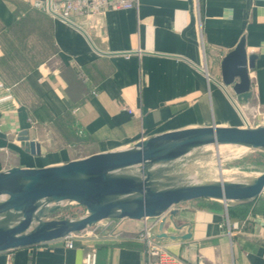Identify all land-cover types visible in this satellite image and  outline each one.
<instances>
[{"label":"crops","instance_id":"0c3cea01","mask_svg":"<svg viewBox=\"0 0 264 264\" xmlns=\"http://www.w3.org/2000/svg\"><path fill=\"white\" fill-rule=\"evenodd\" d=\"M74 22L49 17L35 0H0V171L61 165L187 128L244 127L253 115L252 126L264 124V0H137ZM241 40L253 57L246 102L221 73ZM23 137L39 155L25 151ZM216 202L174 206L179 229L169 220L162 228L173 239L158 238L161 218L110 219L71 248L62 238L11 249L0 264H84L87 254L94 264H145L136 235L146 224L187 264H264L262 202L244 214V205Z\"/></svg>","mask_w":264,"mask_h":264},{"label":"water","instance_id":"95a60500","mask_svg":"<svg viewBox=\"0 0 264 264\" xmlns=\"http://www.w3.org/2000/svg\"><path fill=\"white\" fill-rule=\"evenodd\" d=\"M253 66L244 42L221 62L222 83L232 85L238 101L250 93L248 69ZM237 80V82H235ZM25 151L39 155V146L22 138ZM235 146L264 152V124L187 128L145 138L117 150L95 153L65 164L43 168L12 167L0 171V252L49 243L79 233L104 220L161 218L158 238L166 220L175 229L174 206L197 199L247 205L264 191V172L243 181L178 183L174 163L195 149ZM85 209L78 218L57 219L64 204Z\"/></svg>","mask_w":264,"mask_h":264},{"label":"rangeland","instance_id":"374dc122","mask_svg":"<svg viewBox=\"0 0 264 264\" xmlns=\"http://www.w3.org/2000/svg\"><path fill=\"white\" fill-rule=\"evenodd\" d=\"M242 149H237L231 146H221L218 148L210 147V149L192 154L189 153L185 157L176 161L173 173L180 178L176 180L178 183L184 182H209L217 180L243 182L247 181L256 175L264 172V164H255L257 162L264 163V157H259L250 154L251 151L243 153ZM246 155L245 159H240V156ZM248 155V156H247ZM249 165L252 170L240 169L241 164ZM242 164V165H243ZM187 176H190L189 179ZM259 201H254L251 204L259 203L264 209V191ZM264 211V210H263ZM85 214V209L77 204H64L53 214L57 219L78 218ZM108 220L102 221L105 224Z\"/></svg>","mask_w":264,"mask_h":264},{"label":"built area","instance_id":"2783aa9c","mask_svg":"<svg viewBox=\"0 0 264 264\" xmlns=\"http://www.w3.org/2000/svg\"><path fill=\"white\" fill-rule=\"evenodd\" d=\"M36 5L41 8L49 17L58 19L70 25H75L77 17H92L98 13L108 10L129 9L136 7L137 0H35ZM256 121V115L246 120V126ZM146 220V219H145ZM99 224V223H98ZM156 224L145 225L136 235L145 248V264H187L185 261L169 253L165 246L156 238L153 228ZM97 225L79 233H72L65 236L62 240L68 248L73 247L75 239L87 236H94ZM237 229V225H233ZM84 264H94L91 254H87Z\"/></svg>","mask_w":264,"mask_h":264},{"label":"trees","instance_id":"16d2710c","mask_svg":"<svg viewBox=\"0 0 264 264\" xmlns=\"http://www.w3.org/2000/svg\"><path fill=\"white\" fill-rule=\"evenodd\" d=\"M250 154H253V155H256V156H259L260 158L261 157H264V152H250ZM248 156V155H247ZM246 158V155H243V156H240V159H245ZM264 164V163H261V162H257V163H255V164ZM243 164V163H242ZM238 165V166H240V169H243V170H248V171H250V170H252V168H250L249 167V165H246V164H243V165ZM211 202H213L214 204H216L217 202L216 201H211ZM250 207L251 206H241V207H238L237 209L239 210V211H241V213L242 214H244L248 209H250Z\"/></svg>","mask_w":264,"mask_h":264},{"label":"bare ground","instance_id":"6f19581e","mask_svg":"<svg viewBox=\"0 0 264 264\" xmlns=\"http://www.w3.org/2000/svg\"><path fill=\"white\" fill-rule=\"evenodd\" d=\"M210 147H212V146L201 147V148L195 149V151H193V152H191V153H192V154L201 153V152H204V151L210 149ZM238 148L242 149L244 152H247V150H246L245 148H242V147H238ZM187 177H188L189 179H191L190 176H187ZM189 181H190V180H189ZM224 181H225V180H224Z\"/></svg>","mask_w":264,"mask_h":264}]
</instances>
